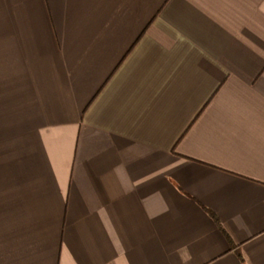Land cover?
<instances>
[{"label":"crops","instance_id":"0c3cea01","mask_svg":"<svg viewBox=\"0 0 264 264\" xmlns=\"http://www.w3.org/2000/svg\"><path fill=\"white\" fill-rule=\"evenodd\" d=\"M0 264H264V0H0Z\"/></svg>","mask_w":264,"mask_h":264},{"label":"trees","instance_id":"16d2710c","mask_svg":"<svg viewBox=\"0 0 264 264\" xmlns=\"http://www.w3.org/2000/svg\"><path fill=\"white\" fill-rule=\"evenodd\" d=\"M212 216H213V218H214L215 222H218L217 218H215V217H214V215H212Z\"/></svg>","mask_w":264,"mask_h":264}]
</instances>
